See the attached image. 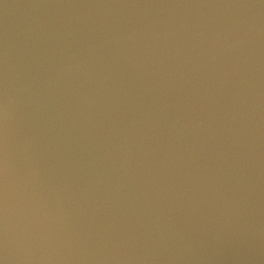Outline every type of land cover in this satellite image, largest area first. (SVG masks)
I'll return each instance as SVG.
<instances>
[{
  "label": "water",
  "instance_id": "obj_1",
  "mask_svg": "<svg viewBox=\"0 0 264 264\" xmlns=\"http://www.w3.org/2000/svg\"><path fill=\"white\" fill-rule=\"evenodd\" d=\"M0 264H264V0H0Z\"/></svg>",
  "mask_w": 264,
  "mask_h": 264
}]
</instances>
